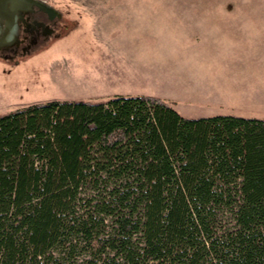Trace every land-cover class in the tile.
Masks as SVG:
<instances>
[{"label":"trees","instance_id":"16d2710c","mask_svg":"<svg viewBox=\"0 0 264 264\" xmlns=\"http://www.w3.org/2000/svg\"><path fill=\"white\" fill-rule=\"evenodd\" d=\"M0 264H264V119L144 95L0 116Z\"/></svg>","mask_w":264,"mask_h":264},{"label":"rangeland","instance_id":"374dc122","mask_svg":"<svg viewBox=\"0 0 264 264\" xmlns=\"http://www.w3.org/2000/svg\"><path fill=\"white\" fill-rule=\"evenodd\" d=\"M43 1L58 14L57 26L29 55L0 59V116L30 104L86 101L109 91L176 101L173 108L185 118H264V0ZM99 40L127 41L128 55L109 57ZM122 61L133 67L137 61L143 74L130 72ZM65 67L95 79V89L74 83L76 77L57 85L52 74ZM238 73L251 83L248 96L190 101L183 94L221 75L245 80Z\"/></svg>","mask_w":264,"mask_h":264},{"label":"crops","instance_id":"0c3cea01","mask_svg":"<svg viewBox=\"0 0 264 264\" xmlns=\"http://www.w3.org/2000/svg\"><path fill=\"white\" fill-rule=\"evenodd\" d=\"M234 17H222V19H231ZM236 20L241 23V18L240 17H236ZM100 44L104 43L106 44V47L108 49V56L111 58H117L120 57V60H122L123 58H121V56L126 57V55H128V47H129V43H127V41H117V40H110V41H106V42H101L100 40L98 41ZM245 42V41H244ZM131 44V43H130ZM197 45V44H196ZM195 46V44L193 45H189L188 47H192ZM128 57V56H127ZM122 63L125 66L129 67L130 72L134 71V72H140V74H143L144 69L143 66L141 65L140 67H138V63L137 61H135L136 66L133 67L132 65H129L127 62L122 61ZM227 71V70H226ZM55 73L52 74V78L54 79V81L57 83V85L59 84L57 81H60L61 79L65 78V77H76V79L72 81L76 84H81L82 86L86 87V88H90V89H95L94 85H97L95 79H91V78H87L85 76H81L78 74L73 73L74 71L71 69H68L67 67H65L64 70L62 69H57L55 70ZM65 74V75H64ZM78 75V76H77ZM146 75H147V69H146ZM239 77H243V79L246 78L245 75H242L240 73H238ZM219 78L216 82H212V83H208V84H198L196 83V85H192L191 89L189 91L184 92V96L187 95L188 97H191L189 100H193L194 97L200 98V97H206V98H210L212 96H220V97H229V96H234V97H242V96H248V91H246L247 89V85L251 86L250 82H246L245 80H242L241 78L236 77V81H234L232 78H230V76H220L217 77ZM52 79V80H53ZM242 80V81H240ZM103 94H99L96 96H92L90 98H87L86 101H102L105 100L109 97L115 96V95H121V96H140L142 94H129L128 92H118V93H114V92H101ZM132 93V92H130ZM187 97H182V101H185ZM188 100V99H187ZM169 102L172 107H175L176 101H167ZM181 102V101H179ZM234 116V115H233ZM237 117H242V118H253V117H244V116H237ZM256 118V117H254ZM256 119H264V118H256Z\"/></svg>","mask_w":264,"mask_h":264},{"label":"water","instance_id":"95a60500","mask_svg":"<svg viewBox=\"0 0 264 264\" xmlns=\"http://www.w3.org/2000/svg\"><path fill=\"white\" fill-rule=\"evenodd\" d=\"M36 11L56 13L41 0H0V51L18 46L20 25H28V16Z\"/></svg>","mask_w":264,"mask_h":264},{"label":"flooded vegetation","instance_id":"af4514ba","mask_svg":"<svg viewBox=\"0 0 264 264\" xmlns=\"http://www.w3.org/2000/svg\"><path fill=\"white\" fill-rule=\"evenodd\" d=\"M58 20L57 13L48 15L36 11L34 14H30L27 21L28 25H20L18 46L0 51V59L14 60L35 51L40 43H46L54 34L53 31Z\"/></svg>","mask_w":264,"mask_h":264},{"label":"built area","instance_id":"2783aa9c","mask_svg":"<svg viewBox=\"0 0 264 264\" xmlns=\"http://www.w3.org/2000/svg\"><path fill=\"white\" fill-rule=\"evenodd\" d=\"M41 1H43V0H41ZM44 3H46L48 6H50L46 1H43ZM51 7V6H50Z\"/></svg>","mask_w":264,"mask_h":264}]
</instances>
